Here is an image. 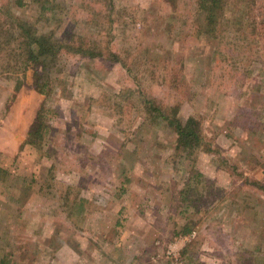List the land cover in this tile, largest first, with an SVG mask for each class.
Masks as SVG:
<instances>
[{
	"label": "rangeland",
	"instance_id": "1",
	"mask_svg": "<svg viewBox=\"0 0 264 264\" xmlns=\"http://www.w3.org/2000/svg\"><path fill=\"white\" fill-rule=\"evenodd\" d=\"M58 1L40 30L105 56L63 52L49 98L32 66L0 62V261L264 264V42L239 34L236 59L218 64L193 36L194 0ZM255 6L260 21L264 0ZM15 13L34 22L38 7ZM172 69L183 90L161 84ZM147 95L165 114L202 120L195 155L176 153V131L147 112ZM40 114L47 134L29 145Z\"/></svg>",
	"mask_w": 264,
	"mask_h": 264
},
{
	"label": "trees",
	"instance_id": "2",
	"mask_svg": "<svg viewBox=\"0 0 264 264\" xmlns=\"http://www.w3.org/2000/svg\"><path fill=\"white\" fill-rule=\"evenodd\" d=\"M4 1L0 5V62L5 61L9 64H15L16 70L18 67H23L24 69L32 66L34 69V87L46 98H49L51 92L55 90L54 80L51 74L63 52H72L90 58L105 56V49H100L98 44L94 47L78 44L77 42L63 44V42L56 39L52 34L53 29L47 33H43L40 30V25L44 23V20L47 22L52 17H57L60 10L58 0ZM107 1L114 10V0ZM163 1L170 3L171 7H176V0ZM27 3H32L38 7V17H36L37 20L34 22L22 19L15 13L17 10H24ZM238 7L247 9L251 18L247 16L243 8V14L236 19L235 15H232V12ZM253 7L254 0H194L192 23L196 26L197 32L193 36L199 39H205L208 43L215 46L216 55L214 61H217L218 64H227V61L224 60L226 56L230 60L236 59L235 53L239 51L238 48L241 46L235 42L237 40L241 41V38L238 39L237 37L239 34L246 36L244 37L246 39L242 40V42L246 43L247 46H252V42L247 41L250 37L255 40L261 39L264 42V17L258 21L254 10L252 14V9H255L256 6ZM247 28H250L251 31L249 32ZM241 48L247 49L248 47L242 45ZM110 56L109 58L113 62L121 61L119 55L116 53L111 52ZM16 70L11 71L16 73ZM166 76L162 79L161 84L167 87L171 86L175 90H183L187 87L184 76L180 73L179 69H172L170 73L168 71ZM145 100L144 107H147V109L145 108L147 112L157 115V122L159 119H162L176 131V153L193 156L197 153V150L201 149L204 143L202 120L197 117L182 120L178 116V109L172 110L171 114H165L163 108L161 110L154 103L155 100L152 97L147 95ZM46 134V127L42 121V114H40L37 122L32 127L28 144L37 145L38 142H42ZM205 152H209V150ZM202 177L203 175L201 173H197L195 178L192 179L193 184L195 183V179H201ZM189 184L186 193L188 195L189 191L194 190L192 189V183ZM259 188L264 192L263 185H259ZM195 195L202 197L199 192H196ZM180 231L182 235H188L192 233V228L190 225H185ZM0 263L7 264L5 260H1Z\"/></svg>",
	"mask_w": 264,
	"mask_h": 264
}]
</instances>
